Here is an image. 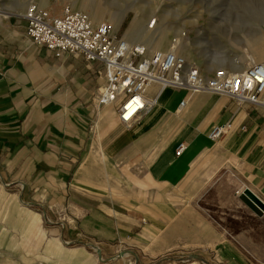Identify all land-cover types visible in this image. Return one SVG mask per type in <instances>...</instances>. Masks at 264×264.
<instances>
[{"label": "crops", "instance_id": "1", "mask_svg": "<svg viewBox=\"0 0 264 264\" xmlns=\"http://www.w3.org/2000/svg\"><path fill=\"white\" fill-rule=\"evenodd\" d=\"M25 24L0 17V264H152L177 248L264 264V216L237 194L264 202V110L151 82L124 124L118 101L98 103L102 62L56 56Z\"/></svg>", "mask_w": 264, "mask_h": 264}, {"label": "built area", "instance_id": "2", "mask_svg": "<svg viewBox=\"0 0 264 264\" xmlns=\"http://www.w3.org/2000/svg\"><path fill=\"white\" fill-rule=\"evenodd\" d=\"M23 17L25 33L34 44L56 56L80 54L86 60L102 62L105 85L98 103L110 105L118 101V117L124 124L148 109L143 92L151 82L174 88L204 89L264 110V61L253 62L240 72L218 68L204 75L194 65L186 64L182 56L128 43L116 36L109 21L95 23L87 13L69 5H64L60 14H54L31 3ZM222 133V126H214L208 135L217 139ZM183 147L179 145L176 154Z\"/></svg>", "mask_w": 264, "mask_h": 264}, {"label": "rangeland", "instance_id": "3", "mask_svg": "<svg viewBox=\"0 0 264 264\" xmlns=\"http://www.w3.org/2000/svg\"><path fill=\"white\" fill-rule=\"evenodd\" d=\"M97 1L107 10L103 13L101 20L93 21L95 23L106 20L114 25L116 20H113V15L111 14L120 16L121 11L125 9L124 15L118 20L117 27L114 28L113 26L117 37L126 38L135 34V32L128 31V28L136 16L140 17V20H149L148 26H151L152 37H155L153 43L146 40L148 43L146 45L150 51L158 48L156 46L157 42H162L164 39L174 42L179 33L186 38V52L190 50L194 55L196 54L198 57L202 55L207 59L217 56L222 59L234 60L243 54L250 55L248 41L264 37V0ZM47 2L46 8L54 14H60L64 5L74 8L71 3L72 0H47ZM31 3L41 7L37 0H0V17L4 14L6 16L23 14L26 7ZM83 12L89 16L93 13L89 8ZM154 19H156V22L153 25ZM139 39L142 40L141 37ZM63 56L67 57L70 55L65 54ZM186 62L197 67L192 60H187ZM220 64V62L213 61L210 70L204 66H198L197 68L204 75H209L214 69L221 68ZM248 65L241 66L240 71ZM226 69L234 72L229 65H226ZM0 187L6 198L8 194H12L9 189H5L1 184ZM243 190L244 188L238 189L237 194L239 195ZM13 194L18 195L17 192ZM238 198H235V200L237 201ZM22 200L23 197L18 195L17 202L24 206ZM238 201L250 213L256 215L240 199ZM31 210L40 215L41 221H43L44 227H47L50 235L56 232V225L51 224V219H49V223H44L41 212L38 209ZM36 238L37 236L33 235V242H36ZM198 251L199 249L180 251L177 248L164 253L152 264H202V257ZM122 252L119 251L115 256L119 257Z\"/></svg>", "mask_w": 264, "mask_h": 264}, {"label": "bare ground", "instance_id": "4", "mask_svg": "<svg viewBox=\"0 0 264 264\" xmlns=\"http://www.w3.org/2000/svg\"><path fill=\"white\" fill-rule=\"evenodd\" d=\"M37 2L39 3L41 7H46L48 5L47 0H37ZM71 3H72V6L75 8V10L77 9V10L85 11L88 8L91 9V12H93L90 15L92 21L101 20L103 13L107 10L106 8L102 7L101 4L97 0H72ZM121 12L122 13L120 16L117 14H111L113 15L112 16L113 20H116L113 25L114 28L117 27L118 25L117 23L120 17L124 15L125 9L124 11H121ZM155 22H156V19L153 20V25L155 24ZM148 23H149V20H140V17L136 16V18L133 20V22L128 28V31L135 32V34H132L131 37H126V38L123 37V39L126 40L128 43L142 44L147 49H149V47L146 44H148L147 42L149 41L153 43V40H155L154 39L155 37L154 38L152 37V31L150 30L151 26H148ZM140 37L142 38V40L139 39ZM247 43H249L248 46L250 50V55L243 54L241 57L236 58L234 60L222 59L217 56L215 58H212L211 56L212 59L210 58L207 59L203 57L202 55L201 57L196 56V54L194 55L192 51L190 50L186 52V49H187L186 38L182 34H179V33L177 34V37L174 42H171L169 39H164L162 42H157L156 46L158 48L156 49H161L164 51H172L173 53L182 56L185 59V61L187 60L194 61L193 64H196L197 67L204 66V67L209 68L210 70L212 62L215 61L217 63L220 62L221 63L220 67L225 70H227L226 65H229L234 70V72H240L241 66L245 64H251L253 62L264 61V37L262 36L258 39L250 40ZM186 64L188 63L186 62Z\"/></svg>", "mask_w": 264, "mask_h": 264}, {"label": "water", "instance_id": "5", "mask_svg": "<svg viewBox=\"0 0 264 264\" xmlns=\"http://www.w3.org/2000/svg\"><path fill=\"white\" fill-rule=\"evenodd\" d=\"M239 199L258 216H264V202L250 189L244 188Z\"/></svg>", "mask_w": 264, "mask_h": 264}]
</instances>
